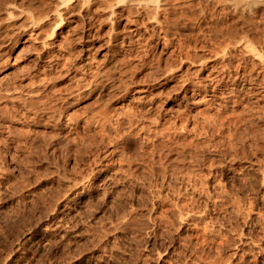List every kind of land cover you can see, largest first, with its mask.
<instances>
[{"label":"rangeland","instance_id":"rangeland-1","mask_svg":"<svg viewBox=\"0 0 264 264\" xmlns=\"http://www.w3.org/2000/svg\"><path fill=\"white\" fill-rule=\"evenodd\" d=\"M56 1L0 0V264H264V63L209 28L244 30L232 7L93 0L45 41ZM182 11L198 25H168Z\"/></svg>","mask_w":264,"mask_h":264},{"label":"bare ground","instance_id":"bare-ground-1","mask_svg":"<svg viewBox=\"0 0 264 264\" xmlns=\"http://www.w3.org/2000/svg\"><path fill=\"white\" fill-rule=\"evenodd\" d=\"M3 1V0H2ZM24 1V0H23ZM54 1H56V0H54ZM80 3L79 4V7H76L77 5H78V2ZM102 1H104V0H102ZM177 1V0H176ZM176 1H174V0H106L105 2H102V3H98V7H96V10H107V9H111L112 10V12H111V14L109 13L108 14V16L110 15V20H113V19H115L114 17L116 16V14H115V11H114V8L116 7V6H119L120 4H125V5H127L126 6V9H127V11H128V13H136V14H141V12H140V10H142V8H144L145 10H147V16L150 18V20H153V21H155V22H162L161 20H164V19H159V16L160 15H163V14H169V15H171V13H173L174 11H175V9H177V6L179 5L178 3L177 4H175V2ZM179 1V0H178ZM195 1H197L196 3H197V6H196V4L194 5V7H196L197 9H195V8H193V10L195 9V10H198L200 13H199V17L201 16V14L204 12V9L206 8V6H208V7H210L209 5H212V4H214V5H221L222 7H223V5H224V7L225 6H227L228 5V8H227V10L228 9H230L229 7L231 6L232 8V11L234 12V13H236V17H237V19L239 20V19H241L243 22H242V24H243V27H245L244 28V30H239V27L241 26H239V24H235L234 22V25H227L229 22L228 21H226L227 23H226V29L224 28V27H222L221 26V20L222 19H220V18H222L220 15V17H219V19H220V21L218 20V16L216 15V16H213L214 18H212V13L214 12V10L211 12V8L209 9L210 10V12H211V15H209V19H213L212 21H213V24H207V25H209L210 27V30L213 32V36H214V38H215V36H222V38L221 39H223L224 38V40L223 41H227L225 44H224V42L223 43H221V44H224V49H222L223 50V52L224 53H226V55H228L227 54V50H231V48H232V46H234L235 47V45H238L239 46V44H240V46L242 45V46H244V48L248 51V53H250V55L252 54V55H254V57H257L258 59H261L262 60V63H264V19L262 20V16H264V15H260V17H258V14H257V12H259V11H261L262 12V10H259V11H257L256 9L257 8H259L258 6H263L264 7V0H195ZM12 2V1H11ZM11 2H9L8 4L10 5V3ZM46 2V1H45ZM73 2L76 4V2H77V4H76V6H75V4H73ZM76 2H75V0H57L56 2H54L55 3V6H54V8H52L53 9V14H55L54 16L56 17V19H55V21H54V19H53V23L52 24H50L51 26L48 28V33L47 34H44L45 36L43 37L44 39H45V41H46V38H53L54 37V35L56 34V32H57V29H59L60 28V25L63 23V21H64V18H65V16H64V14L65 13H78V14H80V16H81V18H82V20H83V23L85 24H83L84 25V28H86L87 26H88V24H90L89 22L92 20V18H93V14L95 13L94 12V8L92 7L93 5H92V3H93V0H76ZM99 2H101V0H99ZM189 2H193L192 0L191 1H189ZM21 3H23V2H21ZM39 3V2H38ZM53 3V4H54ZM180 3V2H179ZM183 3H184V0H183ZM187 3V2H186ZM186 3H184V5L186 4ZM191 3H187L186 5H190V6H185V7H188V8H190V10L192 11V9H191V6L194 4H191ZM7 4V5H8ZM12 4H14L13 2H12ZM47 4V3H46ZM49 4V3H48ZM180 4H182V1H181V3ZM6 5V4H5ZM8 5V6H9ZM32 5V4H31ZM30 5V6H31ZM177 5V6H176ZM10 6H12V5H10ZM13 6H15V4L13 5ZM26 6V5H25ZM50 6V5H49ZM213 6V5H212ZM1 7V6H0ZM18 8L19 6H15V7H7L6 9H5V11H8L7 12V15H8V17H9V19L11 20V18H12V16H13V11L12 10H14L15 8ZM28 7V6H27ZM52 7V6H51ZM179 7H180V5H179ZM207 7V8H208ZM20 8V7H19ZM18 8V9H19ZM24 8V7H23ZM48 8V7H47ZM47 8H46V10H47ZM184 8V6L182 7H180L179 9L180 10H182V9ZM213 8H215V7H213ZM212 8V9H213ZM21 9V8H20ZM31 9V8H30ZM33 9V8H32ZM31 9V10H32ZM42 9V8H41ZM179 9H178V11H179ZM223 9H225V8H223ZM264 9V8H263ZM23 10V9H22ZM26 9H24V11H25ZM44 10V9H43ZM42 10V11H43ZM46 10H45V12H46ZM95 10V11H96ZM184 10H186V8L184 9ZM218 10H219V8H218ZM4 11V12H5ZM20 11V10H19ZM36 11V10H35ZM51 11V10H50ZM86 11V13H83V12H85ZM143 11V10H142ZM177 11V10H176ZM190 11V12H191ZM206 11H207V9H206ZM225 11H226V9H225ZM224 11V12H225ZM231 11V10H230ZM23 12V11H22ZM21 12V13H22ZM30 12V11H29ZM29 12H27L26 14H27V17L26 18H28V19H30L29 17H28V15H29ZM94 12V13H93ZM100 12V11H99ZM145 12V11H144ZM208 12V11H207ZM223 12V13H224ZM228 12V11H227ZM264 12V11H263ZM18 13V12H17ZM16 13V14H17ZM40 13H42V12H40ZM43 13H44V11H43ZM39 14V16L38 15H36V17L33 19V16H32V21H31V24L32 25H34V27H36V24H39V23H45L44 22V20H47L48 18H49V13H44V14ZM181 13V12H180ZM186 13H187V11H186ZM194 13H196V12H194ZM198 13V12H197ZM196 13V14H197ZM226 13V12H225ZM52 14V15H53ZM120 14V13H119ZM143 14V13H142ZM174 14V13H173ZM177 14V13H176ZM184 11H182V13H181V15H179V13L176 15L177 17H171V19L170 20H168V22L167 23H170V24H168V25H172V24H174V25H176V26H182L183 28H186V29H188V27H189V29H190V26H192L191 24H193V26L195 27V23H196V20H198L199 18H197L196 19V17H195V14L193 15L194 17H192L190 14V16L187 14V16H186V14H184ZM207 14V13H206ZM232 14V13H231ZM20 15V14H19ZM24 15H25V13H24ZM32 15V14H31ZM132 16H133V14H131ZM135 15V14H134ZM175 15V14H174ZM214 15V14H213ZM226 15V14H225ZM224 15V16H225ZM235 15V14H234ZM120 16V15H119ZM164 16V15H163ZM167 16V15H166ZM166 16H164V17H166ZM197 16V17H198ZM203 16H205V14H203L201 17H203ZM25 17V16H24ZM38 17V18H37ZM139 17V16H138ZM142 17H143V15H142ZM182 17H183V19H182ZM206 18H207V16H205ZM204 17V18H205ZM228 17V16H227ZM119 18V17H118ZM149 18H147V20H149ZM167 18H168V16H167ZM224 18V17H223ZM259 18H260V20H259ZM14 19V18H13ZM30 19V20H31ZM105 19H108V17L107 18H105ZM136 19V18H135ZM169 19V18H168ZM201 19V18H200ZM4 20V19H3ZM49 20V19H48ZM47 20V21H48ZM102 20V19H101ZM104 20V19H103ZM109 20V21H110ZM132 20V19H131ZM202 20V19H201ZM224 20V19H223ZM222 20V21H223ZM226 20V19H225ZM236 20V19H235ZM2 21V20H1ZM27 21V20H26ZM89 21V22H88ZM94 21V20H93ZM136 21V20H135ZM141 21V20H140ZM152 21V22H153ZM170 21V22H169ZM205 21L207 22L208 20H206L205 19ZM7 22V21H6ZM20 22V21H19ZM29 22V21H28ZM49 22V21H48ZM51 22V21H50ZM49 22V23H50ZM103 22V21H102ZM131 22V21H130ZM139 22V21H138ZM148 22V21H147ZM151 22V21H150ZM166 22V21H165ZM198 22V21H197ZM205 22V23H206ZM224 22V21H223ZM232 22V21H231ZM236 22V21H235ZM237 22H239V21H237ZM23 23V22H22ZM143 23V22H142ZM203 23H204V20H203ZM208 23V22H207ZM113 24V23H112ZM157 24V23H156ZM197 24V23H196ZM2 25V24H1ZM23 25V24H22ZM46 25V24H45ZM49 25V24H48ZM82 25V24H81ZM114 25H115V23H114ZM136 25H137V23H136ZM198 25V24H197ZM207 25H204V26H206L207 27ZM225 25V24H224ZM223 25V26H224ZM236 25V26H235ZM246 25V26H245ZM11 26H13V25H11V23L10 24H7V25H4L3 24V28L4 29H8L9 27L11 28ZM26 26H29L28 24L26 25ZM26 26H24V28L26 27ZM39 26V25H38ZM43 26V25H42ZM175 26V27H176ZM238 26V27H237ZM16 27V26H15ZM47 27V26H46ZM112 28H115V27H113V26H111ZM162 27V26H161ZM3 28H1V29H3ZM89 28H90V26H89ZM139 28V27H138ZM169 28V27H168ZM182 28V29H183ZM199 28V27H198ZM208 28V27H207ZM12 29V28H11ZM45 29V28H44ZM117 29V28H116ZM140 29V28H139ZM191 29H193L192 27H191ZM202 29H203V27H202ZM10 30V29H9ZM31 30V29H30ZM165 30V29H164ZM185 30V29H184ZM254 30V32H255V30H258V32H259V34H258V36L256 37L255 35H257V31L255 32L256 34L255 35H253V36H255V37H253V36H251V34L249 33L250 31H253ZM177 31V30H176ZM207 31H209V30H207ZM211 31H209V33L211 34ZM25 32V31H24ZM174 32V31H173ZM190 32H192V34L194 33L193 31H189V33ZM200 32H201V30H200ZM205 32V31H204ZM204 32H203V34H204ZM31 33V32H30ZM41 33H42V31H41ZM46 33V32H45ZM183 33V32H182ZM253 33V32H252ZM186 35H187V33H185ZM184 35V34H183ZM185 35V36H186ZM200 35V34H199ZM205 35V34H204ZM203 35V36H204ZM10 36V35H9ZM206 36V35H205ZM224 36H226V37H224ZM34 37V36H33ZM82 37V36H81ZM191 38V37H190ZM197 38V37H196ZM220 38V37H219ZM218 38V39H219ZM213 39V38H212ZM215 39H217V38H215ZM220 39V40H221ZM86 40H87V38H86ZM209 40V39H208ZM3 41V40H2ZM40 41V40H39ZM88 41H89V39H88ZM211 41V40H210ZM258 41V42H257ZM48 42V41H47ZM190 42V41H189ZM216 42V41H215ZM260 43H262V44H260ZM14 44V43H13ZM51 44V43H50ZM218 44H220V42L218 43ZM220 44V45H221ZM3 45V44H2ZM43 45H45V44H43ZM42 45V46H43ZM47 45H49V44H47ZM182 45V44H181ZM184 45V44H183ZM230 45H232L231 46V48H230ZM223 46V45H222ZM241 46V47H242ZM243 48V47H242ZM37 49V48H36ZM235 50V49H234ZM241 50V49H240ZM7 51V50H6ZM39 51V50H38ZM219 51V50H218ZM221 51V50H220ZM242 51V50H241ZM246 51V52H247ZM228 52H230V51H228ZM245 52V53H246ZM231 53H232V50H231ZM244 53V52H243ZM189 54V53H188ZM218 54V53H217ZM220 54V53H219ZM222 54V53H221ZM230 54V53H229ZM231 55V54H230ZM249 55V54H248ZM4 56V55H3ZM225 56V55H224ZM232 56V55H231ZM187 57V56H186ZM220 57H222V56H220ZM189 58V57H188ZM226 58V57H225ZM229 58V57H228ZM224 59V58H223ZM222 59V60H223ZM227 59V58H226ZM2 60V59H1ZM247 60V59H246ZM247 62V61H246ZM261 63V64H262ZM2 64V63H1ZM245 66V65H244ZM254 66V65H253ZM262 66V65H261ZM228 68V67H227ZM238 68V67H237ZM248 68V67H247ZM250 68V67H249ZM251 69V68H250ZM263 69H264V67H263ZM231 70V69H230ZM245 70V69H244ZM243 70V71H244ZM252 70V69H251ZM254 70V69H253ZM105 71V70H104ZM250 71V70H249ZM246 72V71H245ZM244 72V73H245ZM243 73V74H244ZM264 73V72H263ZM96 74V73H95ZM94 74V75H95ZM98 74V73H97ZM239 74V73H238ZM255 74V73H254ZM255 75H252V73H251V71H250V73L249 74H245L244 75V78H246L245 80L249 83H253V81L254 82H256V77H254ZM96 77V76H95ZM224 77V76H223ZM229 77V76H228ZM262 77V76H261ZM97 78V77H96ZM103 78H105V77H103ZM108 78V77H107ZM236 78V77H235ZM263 78V77H262ZM221 79V78H220ZM227 79V78H226ZM243 79V78H242ZM244 80V79H243ZM258 80V79H257ZM211 81V80H210ZM220 82V81H219ZM191 83V82H190ZM95 84V83H94ZM220 84V83H219ZM256 84V83H255ZM100 85V84H99ZM194 85V84H193ZM229 85V84H228ZM253 85V84H252ZM101 86H103L104 87V85H101ZM248 86V85H247ZM256 86V85H255ZM254 86V87H255ZM260 86V85H259ZM102 87V88H103ZM232 87V86H231ZM261 87H262V85H261ZM225 88V87H224ZM207 89V88H206ZM103 90V89H102ZM262 90V89H261ZM3 91V90H2ZM90 91V90H89ZM101 91V90H100ZM111 91V90H110ZM109 91V92H110ZM256 91H258V90H256ZM256 91H253L254 93L256 92ZM30 92V91H29ZM41 92V91H40ZM113 92V91H112ZM112 92H110V93H112ZM240 92V91H239ZM251 92V91H250ZM262 92V91H261ZM2 93L3 92H1V94L0 95H2ZM12 93V92H11ZM234 93V92H233ZM5 94V93H4ZM10 94V93H9ZM31 94H32V92H31ZM35 94H36V92H35ZM37 94H39V92H37ZM103 94V93H102ZM212 94V93H211ZM221 94H223V92L221 93ZM234 94H236V93H234ZM253 94V93H252ZM17 95V94H16ZM42 95V94H41ZM44 95V94H43ZM112 95V97L113 96H115L116 95V93L113 95V93L111 94ZM228 95V94H227ZM242 95V94H241ZM250 95V94H249ZM3 96H5V95H3ZM18 96H20V95H18ZM32 96V95H31ZM49 96H51V95H49ZM119 96V95H118ZM215 96V95H214ZM217 96V95H216ZM224 96V95H223ZM262 96V95H261ZM8 97V96H7ZM14 97H16V96H14ZM21 97V96H20ZM41 97V96H40ZM39 97V98H40ZM57 97V96H56ZM61 97V96H60ZM242 97V96H241ZM263 97V96H262ZM14 99V98H13ZM28 99V98H27ZM26 99V100H27ZM43 99V98H42ZM115 99V98H114ZM243 99V98H242ZM258 99V98H257ZM264 99V98H263ZM22 100V99H21ZM32 100V99H31ZM39 100V99H38ZM57 100H58V98H57ZM63 100V99H62ZM17 101V100H16ZM23 101V100H22ZM35 101V100H34ZM46 101V100H45ZM49 101V100H48ZM55 101V100H54ZM64 101V100H63ZM250 101V100H249ZM262 101V100H261ZM11 102V101H10ZM14 102V101H13ZM25 102V101H24ZM42 102V101H41ZM41 102H40V104H41ZM245 102V101H244ZM34 103V102H33ZM48 103V102H47ZM52 103V102H51ZM56 103V102H55ZM58 103H59V101H58ZM251 103V102H250ZM37 104V103H36ZM69 104H71V103H69ZM249 104V103H248ZM32 105V104H31ZM52 105V104H51ZM8 106V105H7ZM12 106V105H11ZM18 106V105H17ZM25 106V105H24ZM28 106V105H27ZM33 106V105H32ZM50 106V105H49ZM53 106V105H52ZM58 106V105H57ZM253 106V105H252ZM255 106V105H254ZM253 106V107H254ZM8 108V107H7ZM55 109H56V107H54ZM50 109V108H49ZM16 110V109H15ZM41 110V109H40ZM252 110H253V108H252ZM4 111V110H3ZM39 111V110H38ZM45 111V110H44ZM9 112H10V110H9ZM18 112V110L16 111V113ZM22 112V111H21ZM56 112V111H55ZM59 112V111H58ZM63 112V111H62ZM90 112V111H89ZM8 113V112H7ZM36 113H38V112H36ZM99 113V112H98ZM104 113V112H103ZM102 113V114H103ZM106 113V112H105ZM22 114V113H21ZM28 114V113H27ZM31 114V113H30ZM62 114V113H61ZM96 114V113H95ZM23 115V114H22ZM55 115V114H54ZM53 115V116H54ZM92 115H93V113H92ZM136 115V114H135ZM7 116V115H6ZM13 116H14V114H13ZM25 116H26V114H25ZM24 116V117H25ZM50 116V115H49ZM52 116V117H53ZM97 116V115H96ZM249 116H251V115H249ZM34 117V116H33ZM40 117V116H39ZM60 117H61V115H60ZM104 117H105V115H104ZM136 117V116H135ZM7 118V117H6ZM11 118V117H10ZM28 118V117H27ZM56 118V117H55ZM59 118V117H58ZM57 118V119H58ZM78 118V117H77ZM100 118V117H99ZM24 119V118H23ZM30 119V118H29ZM28 119V120H29ZM37 119V118H36ZM42 119V118H41ZM60 119V118H59ZM59 119H58V121H59ZM97 119V118H96ZM108 119V118H107ZM138 119V118H137ZM18 120H19V118H18ZM24 120H26V119H24ZM32 120V119H31ZM52 120V119H51ZM36 121V120H35ZM78 121V120H77ZM98 121V120H97ZM103 121V120H102ZM40 122V121H39ZM99 122V121H98ZM78 123V122H77ZM97 123V122H96ZM102 123V122H101ZM105 124V123H104ZM54 125V124H53ZM79 125V124H78ZM89 125V124H88ZM87 125V127H89ZM101 125V124H100ZM103 126V125H102ZM90 128V127H89ZM13 129V128H12ZM15 129V128H14ZM104 129V128H103ZM8 130V129H7ZM11 130V129H10ZM27 130V129H26ZM12 131V130H11ZM21 132V131H20ZM30 132V131H29ZM32 132V131H31ZM12 133V132H11ZM28 133V132H27ZM39 135V134H38ZM14 136V135H13ZM17 136V135H16ZM1 137V136H0ZM13 138V137H12ZM2 139V138H1ZM5 139V138H4ZM23 139V138H22ZM21 139V140H22ZM50 139V138H49ZM26 140V139H25ZM47 140V139H46ZM29 141V140H28ZM40 141V140H39ZM2 142V141H1ZM0 142V143H1ZM6 142V141H5ZM4 142V143H5ZM22 142V141H21ZM24 142V141H23ZM32 142H34V141H32ZM41 142V141H40ZM3 143V142H2ZM10 144V143H9ZM38 145V144H37ZM36 146V145H35ZM38 149V148H37ZM41 149H42V147H41ZM56 149V148H55ZM40 152V151H39ZM0 153H1V151H0ZM33 154V153H32ZM31 154V155H32ZM35 155V154H34ZM84 238V237H83ZM3 263V262H2Z\"/></svg>","mask_w":264,"mask_h":264}]
</instances>
